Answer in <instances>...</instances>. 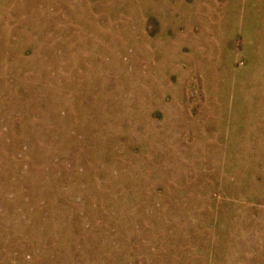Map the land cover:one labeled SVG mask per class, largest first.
I'll return each instance as SVG.
<instances>
[{"label": "rangeland", "instance_id": "rangeland-1", "mask_svg": "<svg viewBox=\"0 0 264 264\" xmlns=\"http://www.w3.org/2000/svg\"><path fill=\"white\" fill-rule=\"evenodd\" d=\"M0 264H264V0H0Z\"/></svg>", "mask_w": 264, "mask_h": 264}]
</instances>
